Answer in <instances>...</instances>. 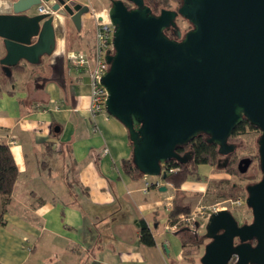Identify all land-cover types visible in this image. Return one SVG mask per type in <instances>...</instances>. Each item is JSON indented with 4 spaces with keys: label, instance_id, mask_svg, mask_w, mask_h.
I'll return each mask as SVG.
<instances>
[{
    "label": "water",
    "instance_id": "95a60500",
    "mask_svg": "<svg viewBox=\"0 0 264 264\" xmlns=\"http://www.w3.org/2000/svg\"><path fill=\"white\" fill-rule=\"evenodd\" d=\"M110 1L115 51L107 54L110 66L102 77L106 109L128 129L141 173L166 178L163 164L179 157L177 146L198 133L228 153L234 149L228 139L245 119L261 130L262 178L247 187L253 223L239 225L229 209L213 212L206 225L211 241L201 257L203 264H228L237 252V264H247V244L235 247V237H256L255 251L264 249V0H183L178 11L160 14L144 0H130L135 9ZM44 2L57 14L39 13ZM90 12L76 0H0L6 75L22 61L39 65L49 57L53 73L47 79L65 80L66 18L81 29ZM179 15L192 24L184 35ZM172 26L177 38L165 31ZM252 163V157L242 158L240 172Z\"/></svg>",
    "mask_w": 264,
    "mask_h": 264
},
{
    "label": "crops",
    "instance_id": "0c3cea01",
    "mask_svg": "<svg viewBox=\"0 0 264 264\" xmlns=\"http://www.w3.org/2000/svg\"><path fill=\"white\" fill-rule=\"evenodd\" d=\"M78 1L89 3L95 12L105 7L103 0ZM97 14L104 13L83 17V23L95 17L94 36L82 25L76 31V47L69 50L92 56ZM6 54L0 38V60ZM19 65L10 81L0 62V139L10 146L19 168L5 215L0 264H179L177 260L195 264L201 260L202 254L190 252L180 234L167 231L166 224L175 207H193L192 193L206 190L204 179L215 175L213 166L201 164L197 176L180 187L161 176L128 174L123 160L133 153L129 131L109 113L92 116L88 74L67 60L65 80L47 79L53 73L49 62ZM49 143L54 152L47 155ZM157 180L159 185L145 190L147 182ZM139 220L151 228L155 245L140 241Z\"/></svg>",
    "mask_w": 264,
    "mask_h": 264
},
{
    "label": "trees",
    "instance_id": "16d2710c",
    "mask_svg": "<svg viewBox=\"0 0 264 264\" xmlns=\"http://www.w3.org/2000/svg\"><path fill=\"white\" fill-rule=\"evenodd\" d=\"M155 3L156 0L154 1V4ZM156 10L159 11V8ZM170 36L175 38L178 37L176 33H172ZM19 66L20 65H17L15 67L17 68ZM15 67H13V69ZM5 77L10 81L14 80L13 75L9 77L5 74ZM247 125H249L251 128H257V126L250 123L247 119H245V122L242 124H239L228 139L227 144L234 147V149H232V147V151L230 150L231 152L228 153L220 152V146L215 142L210 141L209 135L204 132L198 133L191 140H189L188 143L177 146L176 152L179 157L171 158L163 164L164 170L167 171V176L164 178V180L171 182L175 187H180L188 179L197 176L199 166L201 164L213 165L215 162H217L219 167H228L232 164V158L229 157L236 152L235 147L238 146L234 137L242 129H245ZM48 145L49 152L47 155H50L52 152H54V149L53 144L49 143ZM123 168L128 174L140 172L134 162L133 153L129 158L123 160ZM171 169L173 170L171 171ZM18 178L19 168L11 148L6 142L0 139V230L2 227L7 225V219L5 218V215L8 211L9 205L12 203L13 192ZM236 187V185L232 184V189H235ZM230 195L232 194L229 190H224L221 192V197ZM188 210V208L183 206L175 207L171 211V217L175 218L178 214L187 212ZM139 225L140 241L149 246L155 245V237L147 222L144 220H139ZM178 234H180L184 246H194L200 243V240L197 238V234L190 229L182 228L178 231Z\"/></svg>",
    "mask_w": 264,
    "mask_h": 264
},
{
    "label": "rangeland",
    "instance_id": "374dc122",
    "mask_svg": "<svg viewBox=\"0 0 264 264\" xmlns=\"http://www.w3.org/2000/svg\"><path fill=\"white\" fill-rule=\"evenodd\" d=\"M105 7L103 9H99L93 11L91 10V14L95 15V13H100L104 9L109 10L111 1L110 0H103ZM180 4V0H164L165 7H171V8H178ZM101 7V5L98 3L96 4ZM87 17L90 16L89 14L86 15ZM86 17V18H87ZM66 21L69 22V30H67V39L65 40V48H67V51L71 47H76V41L78 39V33H76V28L74 27L73 22L70 20L69 16L66 18ZM71 21V22H70ZM178 25L179 28L184 35L188 30L191 29L192 25L189 23V21L183 17H179L178 19ZM83 27L88 28V32L90 36H94L95 33V17L93 16L90 19H87L83 23ZM49 62V57H45L43 63L46 65ZM43 65V66H44ZM43 68V67H42ZM70 72L72 70L68 68ZM261 136V130L258 128H251L249 125L245 127V129H242L239 133L236 134L234 137L236 140V143L238 146L235 147L236 152L232 155V164L228 167H219L217 162H215L213 165V169L215 170V175L213 177L205 178L204 180L208 182V186L204 192H196L192 193L195 196V199L193 201L196 202L193 207L188 208L189 210L186 212L188 214H191L195 210H198V207L205 206L209 209L212 208H218L221 206H224L226 204L225 201L228 199H237L241 197L243 201L246 203V198L248 195V192L246 190V187L248 184L254 183L258 181L262 177V171L260 169V158H259V144L258 141ZM244 157H252L253 163L250 166L249 170L246 173H241L238 168V163L240 159ZM232 173H231V172ZM225 179V180H224ZM232 184L236 185L237 187L235 189H232ZM224 190H229L232 195L221 197V192ZM184 197L187 198L186 195ZM197 198V200H196ZM243 203L240 206H233L230 205V209L233 214L237 217L238 220L245 221L249 217V211L247 210L246 204ZM0 230V243L3 240V232L5 229L3 227ZM194 232V231H193ZM195 233V232H194ZM197 238L200 240V243L194 246H187L189 248L190 252H196L199 254H204L205 252V246L208 242H210V239L206 237V228L204 224H200L199 231L196 233ZM2 245H0V249L2 248ZM179 264H192L190 260H177ZM193 262V261H192ZM195 264H203L201 260H196Z\"/></svg>",
    "mask_w": 264,
    "mask_h": 264
},
{
    "label": "built area",
    "instance_id": "2783aa9c",
    "mask_svg": "<svg viewBox=\"0 0 264 264\" xmlns=\"http://www.w3.org/2000/svg\"><path fill=\"white\" fill-rule=\"evenodd\" d=\"M38 12L43 14H57L56 10L46 2L37 6ZM103 16L98 15L96 17V35L94 50L92 56L82 50L71 49L65 53L66 60L71 67L76 68L80 72L87 73L90 80L91 86V104L90 112L93 117H96L100 113H108L106 109V100L108 93L104 85L102 84V77L109 70V63L107 62L106 56L108 53H114V30L115 27L109 17V10H103ZM105 153L108 149L104 150ZM173 169H171L172 171ZM154 184L159 185L160 182L157 180L149 181L145 185V190ZM226 204L221 207L209 209L205 206L198 207L191 214L182 212L175 218L170 217L166 224L167 231L178 232L182 228H188L194 232H198L200 224L207 225L211 214L218 210L230 209V205L240 206L243 204L241 197L237 199H228L225 201Z\"/></svg>",
    "mask_w": 264,
    "mask_h": 264
},
{
    "label": "flooded vegetation",
    "instance_id": "af4514ba",
    "mask_svg": "<svg viewBox=\"0 0 264 264\" xmlns=\"http://www.w3.org/2000/svg\"><path fill=\"white\" fill-rule=\"evenodd\" d=\"M77 2H80V1H78V0H76ZM125 1V3H126V5L128 6V8L129 9H135V8H138L139 6L137 5V4H135L133 1H130V0H124ZM154 1L155 0H144V3H145V6H149V7H151V9L153 10V12L154 13H157V14H160L161 13V11L163 10V9H170V10H176V11H178L179 10V8L181 7V5L183 4V0H180V4H179V7L178 8H171V7H165V5H164V0H156V3L154 4ZM159 2V3H158ZM83 4H85L86 6H89V8L91 9L92 7H91V5L89 4V3H84V2H82ZM163 3V4H162ZM154 5V6H153ZM155 7V8H154ZM157 8H159V11H157L156 9ZM179 17H182V16H178L177 17V24H178V19H179ZM184 18V17H183ZM186 19V18H185ZM190 23V22H189ZM191 24V23H190ZM192 25V24H191ZM75 26V28L77 29V30H79L78 28H77V26L76 25H74ZM179 26V25H178ZM192 28V27H191ZM76 30V31H77ZM166 31V33L170 36V34H172V33H175V31H176V28L175 27H170L169 29H166L165 30ZM243 122H245V121H243ZM242 122V123H243ZM241 123V124H242ZM231 152V151H230ZM233 155V154H232ZM232 155H230V157L229 158H231L232 157ZM245 158V157H244ZM241 160V159H240ZM240 162V161H239ZM238 168H239V163H238ZM242 173V172H241ZM246 173V172H245ZM262 178V177H261ZM261 178L258 180V181H260L261 180ZM258 181H256V182H258ZM256 182H254V183H256ZM251 184H253V183H251ZM251 184H248V186L249 185H251ZM247 186V187H248ZM247 187H246V190H247ZM247 192H248V190H247ZM247 197H248V195H247ZM247 199V198H246ZM243 203H245L244 201H243ZM246 204V206H247V210L249 211V217H248V219H246L245 221H240V220H238L237 219V217H236V219H237V221H238V223H239V225H243V224H251V223H253V220H254V217H253V211H252V208L251 207H249L248 205H247V203H245ZM196 233V232H195ZM208 238V237H207ZM208 239H210V238H208ZM210 241H211V239H210ZM209 243V242H208ZM207 243V244H208ZM242 243H245V244H247L246 245V247H245V251H246V258H247V260H249L248 261V263L247 264H262V263H264V249H262V253H261V250L260 251H255V249L258 247V245H259V240H258V238H256V237H253V238H250V239H248L247 241H241V239L239 238V237H235L234 238V246L235 247H238L239 245H241ZM239 260H240V255L237 253V252H233L232 253V255H231V258L229 259V262H228V264H237L238 262H239Z\"/></svg>",
    "mask_w": 264,
    "mask_h": 264
},
{
    "label": "bare ground",
    "instance_id": "6f19581e",
    "mask_svg": "<svg viewBox=\"0 0 264 264\" xmlns=\"http://www.w3.org/2000/svg\"><path fill=\"white\" fill-rule=\"evenodd\" d=\"M100 16H103V15L100 14Z\"/></svg>",
    "mask_w": 264,
    "mask_h": 264
}]
</instances>
